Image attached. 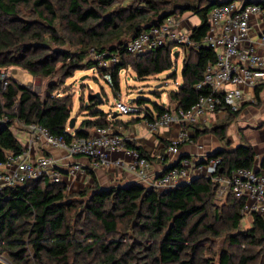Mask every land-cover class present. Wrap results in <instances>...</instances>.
<instances>
[{
	"label": "trees",
	"instance_id": "16d2710c",
	"mask_svg": "<svg viewBox=\"0 0 264 264\" xmlns=\"http://www.w3.org/2000/svg\"><path fill=\"white\" fill-rule=\"evenodd\" d=\"M116 1L0 0V76L3 69L11 66L21 67L34 76L48 77L57 73L64 78L73 76L76 70L81 69L82 55L70 50L52 49L50 45L51 41L64 43L57 29V22L64 21L71 34L89 36L91 47L98 55L106 60L118 57V62L108 70L99 68L96 60L90 61L89 68H99L102 73L110 71L113 87L119 92L120 73L124 69L132 67L137 77L144 79L174 67L171 56L176 45L167 44L145 54L133 55L127 52L131 39L171 15L181 16L190 12L200 19V24L192 28L190 37L201 44L209 28L208 15L215 5L221 3L218 0H132L126 9V18L124 10L120 14L130 25L127 32L132 34L131 38L118 39L115 46L107 48L104 45V28L121 32L117 18L106 16L104 24V10ZM22 7L31 9L35 18L22 19ZM188 50L191 55L183 64V84L170 95L176 102L175 109L189 110L197 104L205 90L196 89V85L207 65L216 58L213 50L205 45ZM59 63H62L60 67ZM52 92L42 99L11 80L4 90L0 79V162L5 161L4 151L16 155L23 151L12 131L15 120L24 124L38 123L53 134L66 139L71 137L69 122L74 108L73 99L70 96H53ZM259 92L260 88H257V96ZM90 103V118L85 119L75 131L79 137L89 136L99 126L117 122V119L108 121V113L98 109L97 98L93 97ZM164 110L165 106H157L158 114ZM238 113L230 114L236 117ZM228 125L213 129L220 140L227 139ZM170 144L167 142V147ZM135 149L153 162L154 158L142 148ZM218 157L221 163L216 175L229 177L236 169H253L257 153L250 143H244L233 150L217 151L207 161ZM201 163L205 161L198 164ZM214 176L196 177L189 184L163 192L136 182L103 189L95 180L93 187L80 190L79 195L88 196L83 208L108 233H117L120 224L126 221V227L137 233L136 241L140 245L136 251L132 244L130 250L136 253L145 250L143 256L151 259L149 264H216L200 254L204 253L201 240L205 223L212 215L211 206L215 198H218L219 183ZM225 199L229 202L226 204L227 215L232 228L238 230L243 219V201L230 193ZM75 202L70 200L64 183L52 182L48 177L1 189L0 256H5L8 264H89L85 257L97 250L102 256V264H123L122 258L129 253L123 248L126 246L124 243L114 239L105 242L95 230H75L69 216ZM214 216L219 218L218 212ZM230 240L243 248L237 254L223 252L217 264H264V216L254 215L252 227L232 234Z\"/></svg>",
	"mask_w": 264,
	"mask_h": 264
},
{
	"label": "built area",
	"instance_id": "2783aa9c",
	"mask_svg": "<svg viewBox=\"0 0 264 264\" xmlns=\"http://www.w3.org/2000/svg\"><path fill=\"white\" fill-rule=\"evenodd\" d=\"M220 1V0H218ZM255 0H226L215 5L208 15V32L203 42H194L190 35L192 30L182 29V17L171 15L163 22L150 27L127 44V52L141 55L167 44H174L179 51L183 48H200L205 45L215 53V61L210 62L204 71L196 89L205 90L200 95L197 104L189 110L176 108L167 109L163 113L146 112L148 127L156 132L159 127L180 126L177 138L171 140L168 150L171 154L180 152V145L190 139L193 126L206 115L223 116L238 113L244 106L246 89H256L264 85V56L258 48L264 50V31L257 41L252 43L251 22L254 16L264 19V4H257ZM96 62L99 68L108 70L118 62L115 56L106 60L98 55ZM103 79L114 86L110 71L102 73ZM0 79L5 90L9 77L2 71ZM115 110L120 114L143 113L134 101L115 102ZM113 116V115H112ZM112 116L111 120L112 121ZM30 135V144L22 153L16 155L11 151H4L5 161L0 162V190L5 187H15L28 180H39L48 177L52 182L63 183V171L58 167L52 155H44L32 161L30 150L32 144L42 143L45 146L64 150L68 156H84L89 159V167L80 163H73L66 171L70 176L85 174L87 169H99L110 164V154L127 149V139L120 134L113 124L95 128L89 136L79 137L71 133V137L56 135L38 123L25 124ZM130 159L116 158L112 164L118 169L130 172L146 187L155 188L161 192L171 190L181 184H189L192 180L190 169L198 164L189 158L180 159L174 166L162 172L160 177L152 169L150 160L138 150L130 149ZM221 159L212 158L204 168L205 177L214 176L219 183L218 198H225L229 193L243 201L241 215L253 217L264 216V167L260 170L239 168L231 176L216 175ZM199 169L202 166L198 167ZM69 190L66 184V192Z\"/></svg>",
	"mask_w": 264,
	"mask_h": 264
},
{
	"label": "rangeland",
	"instance_id": "374dc122",
	"mask_svg": "<svg viewBox=\"0 0 264 264\" xmlns=\"http://www.w3.org/2000/svg\"><path fill=\"white\" fill-rule=\"evenodd\" d=\"M131 2L132 0H117L113 5L104 10V24L106 25L107 22L106 16L109 18H117L116 23L118 24V29H120L119 31H121L112 32L104 28V45L107 48L112 45L115 46L118 39L129 40L131 38L132 34L127 32L130 25L126 24L122 17H120V14L125 12L124 18H126L128 14L126 9H128ZM135 4V6H138L137 2ZM21 11L22 19L29 20L35 18V14L31 9L22 7ZM188 14L192 13L188 12L184 16ZM193 16L196 15H190V17ZM181 17L183 16L181 15ZM66 25L64 21L57 22L58 34L62 37L64 43L59 44L51 41V48L70 50L71 52L82 55L81 69L76 70L73 76L64 78L61 73L48 77L34 76L21 67L11 66L3 69L9 77V80L28 88L42 99L50 94L51 91H53V96H70L74 103L71 118L75 117L74 112L79 110L80 103L81 109L87 111L88 106L91 105L90 100L93 97L97 98L98 102L101 100L98 103V107L107 113H111V116L116 112L115 102L119 99L126 102L138 101V106L143 113L157 111V106H167L170 109H175L176 102L171 100L170 95L173 90L178 91L179 87L183 84L182 68L185 60H188L191 55L190 50L183 48L182 51H179L176 46L173 51L176 52L178 50L179 57L176 58L174 54L171 56L174 67L144 79H139L132 67L122 70L120 73V90L116 92L114 87H111L103 79L102 72L99 68H89L90 61L96 60L98 56V53L91 47V38L89 36L71 34ZM188 25L191 26L192 23ZM181 26L184 29L183 26L185 27V24ZM61 65L62 63H59L58 67ZM119 117L128 118L129 115L120 114ZM22 126V122L15 120L12 130L17 131ZM90 188L84 187L82 190H89ZM79 193L80 191L73 192V190L69 192L70 200L76 201V206L70 211L69 216L70 222L77 232L95 230L100 236H103L105 242H110L114 239L118 240L121 244L124 243L126 246L123 248L128 250L129 253L122 258L123 264H149L151 262V259L143 256L146 253L145 250L136 253L140 248V245H138L139 241H136L138 235L136 232L129 230V227H126V221L120 224L117 233H108L96 219L85 211L83 207L89 198L88 196H80ZM227 203L229 202L225 198H215L211 206L212 215H209L205 223L206 227H204L205 231L203 232L201 240L204 253L201 252L200 254L204 258L213 260L216 264L223 252L237 254L243 248L232 242L230 236L238 232H245L252 227V217L248 216L242 219L239 229L234 230L227 215ZM215 212H218L219 218L214 216ZM132 244L136 251L130 250L129 247ZM85 258L89 261V264H102L100 260L102 256L97 253V250ZM0 262L8 264L5 256H0Z\"/></svg>",
	"mask_w": 264,
	"mask_h": 264
},
{
	"label": "crops",
	"instance_id": "0c3cea01",
	"mask_svg": "<svg viewBox=\"0 0 264 264\" xmlns=\"http://www.w3.org/2000/svg\"><path fill=\"white\" fill-rule=\"evenodd\" d=\"M220 1L224 2L226 0ZM255 1L264 3V0ZM185 14L182 15L183 17L180 24H185L183 28L192 30L194 26L200 24V19L197 15L190 17L192 14L184 16ZM190 23H192L191 26L188 25ZM251 27L252 33L250 35V41L255 43L261 32L264 31V19L259 18V16H254L252 18ZM258 51L264 56L263 49L258 48ZM258 88H260L259 96H257V88L245 90L244 106L236 117H232L229 113L223 116L208 114L196 123L192 128L190 139L180 145V152L178 154H171L166 144L167 142L171 143L172 139L177 138L180 126L174 124L172 127H159L158 130L154 132L146 123V117L144 116L146 113H140L129 115L128 118H121L119 117L120 115L115 118L117 122H114L113 125H115L120 134L127 139L128 150L111 153L109 157L111 163L99 169L90 168L87 169L85 174H78L74 177L70 176L66 171L70 165L77 162L88 168L90 165L89 159L84 156H68L64 150L48 147L42 143L32 144L30 157L32 161H36L39 157L44 155L54 156L58 167L63 171V183L68 185V193L72 190L73 192L80 191L84 187H93L95 180L103 189H108L112 186H124L132 182L141 184L134 174L122 171L112 164V162L119 157L130 159L131 154L129 150L135 149V147L142 148L147 155L154 158L152 169L157 175L183 158L192 159L197 164L201 161H205V163L198 164L195 168H192V170L190 169V174L193 179L200 176H207L204 169L208 162L207 160L217 151L233 150L241 144L250 143L257 153L254 169L260 170L262 161L264 160V85ZM98 109L100 108L98 107ZM90 112L89 110H82L80 103L79 110L74 112L76 125L74 129H69L71 133H75L81 123L85 119L90 118ZM153 112L157 113V111ZM110 114L111 113L108 112V121L111 120ZM227 123L229 124L226 131L227 139L220 140L213 129ZM22 124L23 126L17 131H12L18 138L23 149H26L31 141L26 125L24 123ZM199 166H202V168L199 169Z\"/></svg>",
	"mask_w": 264,
	"mask_h": 264
},
{
	"label": "water",
	"instance_id": "95a60500",
	"mask_svg": "<svg viewBox=\"0 0 264 264\" xmlns=\"http://www.w3.org/2000/svg\"><path fill=\"white\" fill-rule=\"evenodd\" d=\"M255 3H257V4H260V3H262V2H260V1H254ZM167 16H169V15H167ZM147 29H149V27L147 28ZM174 56L176 57V58H178L179 57V51L177 50L176 52H174ZM99 102H101V100H99ZM120 115V113H118V112H114L113 113V118H116V117H118ZM75 125H76V118L75 117H72L71 119H70V122H69V129H74L75 128ZM174 165H171V166H169V167H167L164 171H167V170H169L170 168H172ZM162 174H159V175H157V177H160Z\"/></svg>",
	"mask_w": 264,
	"mask_h": 264
}]
</instances>
